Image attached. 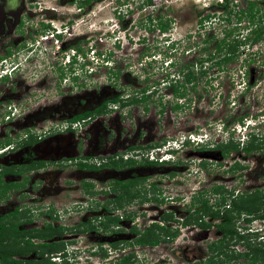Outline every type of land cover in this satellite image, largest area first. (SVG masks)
<instances>
[{"label": "rangeland", "instance_id": "1", "mask_svg": "<svg viewBox=\"0 0 264 264\" xmlns=\"http://www.w3.org/2000/svg\"><path fill=\"white\" fill-rule=\"evenodd\" d=\"M215 1L219 0H22L23 12L27 6L30 8L28 24L32 23L39 33L33 36L35 41L28 42L27 46L31 48V53L26 54L25 50L21 49L22 43L19 40L23 34L12 38L9 36L10 33L4 32L6 37L9 36L4 40L7 43L11 40L10 43L16 47V56L20 61L17 66L18 80L13 82L12 88L9 90L12 80L7 87L5 84L0 85L2 90L0 93L2 103L0 105V138L5 133L13 138L11 142L13 148H7L0 154V164L7 166L21 162L20 158L23 157L22 160H24L26 154L45 160L47 164L43 168L27 174L24 190L29 189L35 192L37 188L35 186L45 187H42V192L37 195L35 202L37 204L57 201L59 206H64L72 205L73 200L85 201L87 206L91 207L90 210H94L92 216L97 222L103 220L108 213L101 212L100 205L95 204V207L94 202L90 204L89 190L79 184L84 179L87 182L95 180L93 184L99 187L110 178L125 177L103 169L86 177L73 165H61L63 162L60 156L72 154V146L74 147V138L71 134H66L64 129L69 127V130H73L75 124H70L66 119L78 111L95 105L101 96H112L115 91L122 89L121 87L125 90H136L143 84L141 77L144 75L157 79L174 78L178 75L175 70L182 63L190 61H196L191 65L194 72L205 70V73L200 74L194 81L193 90L200 94L199 102H194L196 96L193 97L189 108L184 107L177 112L164 108L163 112L159 113L153 101L159 95L169 96L165 94L167 85L160 81L152 88L155 94L145 112H142L140 106L133 105L134 107H127L126 110L129 109L127 114H122L120 109L111 114L113 117L111 116L109 123L112 129L109 136L116 137L114 146L119 144L114 149L136 143L141 137L140 135L139 138L135 137L136 130L141 133L140 127L149 132L157 125H159V136L166 132L165 129L171 128L178 134L176 137H182L183 134L190 132L189 139L195 137L200 139L201 143L212 144L228 139L224 144L232 143L236 146L235 149H229L224 153L223 156L226 157L223 161L225 165L223 171L218 166L219 158L209 161L207 167L209 169L206 171L199 170L196 166L198 157L213 158L216 155H211L213 151L210 149L193 148L194 144L189 142L187 147H184L186 152H180V156L187 153L193 161L188 162L187 169L183 168L184 170L181 171L177 168L174 171L177 181L163 189L162 195L158 197L154 190L151 193L147 191L144 198L135 199L129 203L126 198L119 200L122 207L118 209L121 214H123L122 209H126L130 215L128 221L121 223L122 227L139 219L136 216L143 212V217L146 219L143 220L144 225L148 224L150 219L155 220L162 216L167 220V226L162 232L169 234L174 230L177 231V235L172 240L159 236L160 240L155 246H145L144 260L138 259L139 262L134 264L152 262L155 264H198V262L210 264L212 260L217 261L212 252L216 248H221L220 260L228 258L229 264H239L244 261V258L236 256L238 253L245 252L247 246L251 249L257 246L264 249V245L260 243L264 242V206L262 205L258 212L248 216L249 221L245 220L247 216L240 209L232 208V213H230L231 209L226 211L231 218L229 226L237 234L234 236L220 237L211 227L206 231L191 224L179 225V220L184 214L180 213L183 208L179 204L181 200H176L177 195L179 197L189 195L196 189L210 190L212 185L223 186V192L231 188L235 196L242 191L264 187V146L259 145L258 148H253L258 141L260 144L264 143V33L253 44L239 46L237 57L226 68L218 70L215 66L209 67L210 61H204V56L213 50L215 41L222 37L223 30L229 25L219 17L206 22L202 20L206 13H220L213 7L212 3ZM245 1L238 0L236 8L245 9ZM255 1L260 11L254 20L260 17L264 20V3H260L263 0ZM155 14H158L161 22L170 19V26L164 31H158L151 25L150 19L155 17ZM199 18L201 25L198 26ZM244 21L246 20L243 19L240 24H237L239 26V33L235 35L237 39L250 35L252 26ZM44 24H48L53 31L58 30L62 38L54 41V36H51L52 31L43 30ZM233 36H228L227 40H231ZM205 37L209 38L208 42L202 40ZM38 40H40L39 43H37ZM75 41L86 54L84 57L76 55V63H79L78 65L73 63L71 67L75 71L84 70L79 78L85 87L70 92L67 90L69 84L65 80L62 81L64 83L61 82L60 87L54 84H58L56 68L59 67L56 66L60 68L62 66L64 72L67 71L69 66L66 61L70 60L74 50L69 46ZM94 53L102 61H96ZM144 59L149 63L145 62L144 65L142 63ZM170 60L174 62L173 66L166 64ZM199 60H201L200 64ZM109 65L120 67L121 70L120 80L118 79L119 82L116 88L114 87L117 90L110 87L112 81L107 78L106 69ZM5 69L8 71L10 66ZM58 89L66 90L55 92ZM113 109L114 107L111 110ZM10 111H13L15 115L10 120H6L3 114ZM116 114L119 116L117 117ZM240 117L243 123L238 122ZM70 126L73 127L70 128ZM25 128L30 129L28 131L34 135L33 138L42 136L40 139L37 137L35 144L21 148L24 140L28 138L23 135ZM43 131L46 133L42 134ZM248 131L257 132L259 135L252 143V151L246 153L241 148L250 142ZM228 135H231V138ZM123 136L127 139L123 140ZM108 140L110 141V138ZM151 140L150 135L148 141ZM174 143L168 140L160 148L161 150L172 149L173 146H177ZM154 150L156 151V149H146L149 154H155ZM227 156H238L239 159L245 157L244 161H241L244 162L241 164L245 165L240 171L242 175L238 177L235 172L226 171L230 161V157ZM156 169L154 166H142L141 170H138L139 174L146 177L143 182L144 187L151 180L157 179L155 177L161 173V168L158 167V172ZM2 180H19V176L5 174ZM35 183L37 185L34 186ZM117 192L123 194L119 189ZM29 196L26 194L23 197L22 193L13 191L9 194L7 201L0 200V208H5L6 204H8L7 208L14 205L26 206L30 202ZM160 197L163 200L159 203ZM185 199L188 198L185 197ZM93 200H97V203L101 202L102 196L98 195ZM49 211H51L50 214L54 213L52 210ZM166 213L171 216L169 220ZM29 214L35 217V214ZM18 215L21 218L28 214L21 211ZM50 219L55 221L56 218ZM24 225L19 226L21 228ZM96 233L98 234L96 241L109 240L106 236L108 233ZM124 234L123 236L113 235L112 240H120L124 236L131 239L127 233L124 232ZM3 239L2 236L0 242ZM6 240L11 243L12 238H6ZM10 245L13 247L12 244ZM119 245L118 243L117 247ZM54 262L58 263L55 260Z\"/></svg>", "mask_w": 264, "mask_h": 264}, {"label": "flooded vegetation", "instance_id": "2", "mask_svg": "<svg viewBox=\"0 0 264 264\" xmlns=\"http://www.w3.org/2000/svg\"><path fill=\"white\" fill-rule=\"evenodd\" d=\"M237 1L238 0H220L215 1L212 4L214 8L218 9V11H222L224 9L223 4L225 2L227 6H232ZM22 8V0H0V85L5 84L7 87L12 80L9 90L12 88L13 82L18 80L17 66L19 65L20 59L18 56H16L17 49L10 43L11 40H9L7 43L4 39L9 36L14 38L17 37V35L21 36L23 34L19 42L22 43L21 49L25 50V53L27 54L31 53V48L29 49V46H27L28 42L35 41L33 36L39 34L38 30H36L33 24H28L27 22V20L30 19L28 15H31L30 8L27 6V9L24 10V12ZM236 9L238 10V8ZM154 16L155 17L150 19L152 23L151 25L158 31H161L158 26V14H155ZM168 26H170V21L167 25V28ZM43 28H45L43 30L48 32L52 30L48 24H44ZM4 32L6 34L10 33V35L6 37ZM52 32L56 33L58 30H54ZM61 36L62 35H59L56 39L60 40L62 38ZM39 42L40 40L37 41V43ZM72 47H74L75 50L80 51V46L76 44V41L74 44H70L69 48ZM145 62L146 61L144 59L142 63L145 65L147 63ZM9 66L10 69L7 71L5 68ZM56 67H59L58 69L56 68V79L58 84H54V86L58 85L60 87L61 82L65 80V82L69 84V86H67V90L70 92H75L78 91V89L85 87V84L80 82V78L75 76L76 73L71 71L73 67H68L67 71L65 72L62 69V66L61 68L60 66ZM119 68L120 67H114L113 65L107 66L106 74H108L107 78L112 81V85L110 86L112 89H115V86L119 82L118 79L119 76H121V70ZM184 77L185 76L178 74L174 78L161 77L157 79L144 75L141 77L143 84L136 88V90H125L124 87H121L122 89L118 90L115 89L117 91H115L112 96H101L95 105L91 106L90 108H86L85 110L78 111L66 119V121H68L70 124H75L73 130H69V127L64 129L66 134H71V136L74 138V147L72 146V154L60 156V160L63 162L61 165H73L78 172L83 173V175L86 177L96 174L102 169L105 171L108 170L115 174H121L125 177L110 178L106 182H102L103 184L99 187H95L93 184L96 182L95 180H89L90 182H87L84 179L79 184L84 189L89 190L88 193L90 196V204L94 202V206L95 204L101 206V212L108 213L107 216L103 217V220L97 222V220L94 219L92 216L94 210L91 211V207H88L86 204L87 202L85 201L77 202L73 200V202H71L72 205L64 206H59L60 204L57 203V201L48 203L46 202V204L40 202L39 204L35 203L37 201L36 199L38 198L37 195L42 192L43 188L45 187L42 186V188L35 186L37 185V183H35L34 186L37 187L35 192L32 190L30 191L29 189L24 190L26 184L25 182L28 178L27 174L32 173L37 169H41L47 164L45 160H42L41 158L38 159L31 154H26V156H24V160H22L23 157L20 158L21 162L7 166L0 164V171L1 166L12 167L15 171L11 173H4L2 176L5 174L19 176V180L9 181L13 184L9 186L8 190L3 195H0V200L7 201L9 194L13 191L22 193L23 197L26 194L30 195L28 197L30 202L26 206L14 205L10 208H7L8 204H6L5 208H0V239L2 236L4 237L3 241L0 242V248H2L0 251V264H17L19 262L20 264H55L51 261L52 259H57V264H134L139 262L138 259L144 260V247L155 246L159 242L160 237L158 242L154 245H149L144 242H137L136 239L142 237L145 227H147L149 224H156L160 231V227H162V231H164L165 227L167 226V220L165 217L162 218V216L155 220L153 218H148L150 219V222L144 225L143 220L146 219L143 217L144 213L141 212L136 216L139 219H135L133 222H130V224L126 226L127 228L122 227L121 223L128 221V219H130V215L126 209H122L123 214H121V211L118 208L122 206L117 205L120 200L118 199V196L121 195V199L126 198L129 203L135 199L138 200L144 198L147 191H150L151 193L155 190L159 197L163 189L168 188L170 184H174V182L177 181V179L174 177V171L177 168L181 171L187 169L188 162L193 161L190 156H187V153H183L184 156H180V152H186L184 147H187V144L189 143H185L184 139L186 136H191V134H189V132L183 134L182 137H176L178 134H176L174 131L175 129L170 128V130L165 129L166 132H164L162 136H159V125L153 129L150 128L151 130L149 132L144 131L143 127H140L141 133L136 130L135 137L139 138V135L141 137L136 143H131L127 146H122V148L114 149V147L118 146L119 144L114 146L116 137L109 136L110 130L112 129L109 120L111 119V116L113 117L111 114L118 112V109H120L122 114H127L129 112V109L126 110L127 107H134L133 105H136V107L140 106L142 112H145L149 108V106H147L148 103L152 101V96L155 94V91L152 88H154V85L160 81L167 85L165 88V94L169 96L165 97L159 95L153 101V104L158 109L159 113L163 112L164 108L176 112L183 109L184 107L189 108L193 102L192 98L195 96L196 100H194V102L198 103L200 94L193 90L195 85L194 80H191L190 82H184ZM173 84H178L177 92H174ZM14 85L16 86L17 84L15 83ZM65 90L66 89H58L55 90V92ZM1 91L2 90L0 87V93ZM1 104L2 103L0 102V105ZM175 104H178V107L175 106ZM111 107H114V109L111 110ZM8 108L10 109V107ZM3 115L7 117L6 120H10L12 116L15 115V113L10 111V113L7 112V114L4 113ZM116 116L118 117L119 115L116 114ZM71 127L73 126H70V128ZM89 129H92L93 131ZM28 130L30 131L28 128L24 129L23 135L24 137L28 138L24 140L21 148H23V146L28 147L35 144V142H37L35 141L37 140V137L40 139L42 136L40 135L36 138H33L34 135L29 133ZM47 131L48 130H46V132ZM46 132L43 131L42 134ZM115 133H117V131ZM150 135L152 140L148 141ZM172 137L175 138V140L177 139V141L173 140ZM228 137L231 138V135H228ZM4 138H10V142L2 148L3 151L0 152V154L6 151L7 148H13L11 145L13 138L6 133L2 138H0V141L4 140ZM108 138H110V141ZM125 139H127V137L123 136V140ZM168 140L174 141V144L177 146H173L172 149L161 150L160 146L162 147L165 145L164 143ZM193 140H195L193 142V148L210 149L213 151L211 155H216V157L213 158L208 156L198 157L196 166L199 168V170L207 171L209 169L207 168L209 161H213L215 159L218 160L219 158L220 162H218V166L223 171L225 167L223 161L224 157H226L223 156L226 152L224 150V143L228 141V139L224 142H216L212 144L201 143L202 141L200 139L191 137L190 141ZM131 141H133L132 138ZM146 149H156V151L154 150L155 154H149ZM215 150L217 152H214ZM127 151L131 152L128 154L126 153ZM227 157H230V161H228V165L226 164V171L231 173L235 172L238 177L242 175V172L240 171H242V168L245 167V165L241 164L244 163L241 161H244L245 157H243V159H239L238 156ZM142 166H154L157 169L158 167L161 168V173L158 174V177H155L157 179L151 180L145 187L143 182L146 177L138 173V170H141ZM157 169L156 171L158 172ZM118 189L123 194H119L118 192L116 193ZM209 189L210 190L196 189L190 192L189 195L186 194L181 197L177 195L176 200H181V203L179 204L183 208V210H180V213L184 214L179 220V225L186 226L187 224H191L194 225V227L206 231H208L211 227L219 234L220 237H224L225 235L234 236L235 232L229 226L231 218L228 222V230L225 228L227 222L226 215H229L226 214V211L231 209L230 213H232V207L227 206L222 201L223 194L232 193V195H234V190L230 188V190L223 192V186L221 185H212V187ZM128 192H132L133 195L128 194ZM249 192H252V190L242 191L240 194H248ZM98 195L102 196V201L97 203V200L93 199H95ZM185 197L188 199L186 200ZM162 200L163 199L160 197L158 202L160 203ZM94 206L92 205V208H94ZM49 210L54 211V213L50 214L51 211ZM21 211L27 212L28 215L21 218L18 217V213ZM29 213L35 214V217L33 218ZM243 213L247 216L245 220L249 221L250 217L248 216H252V212L245 213V211H243ZM166 215L168 216L169 220L171 217L170 214L166 213ZM51 217L56 218L55 221L51 220ZM38 218H40L39 221H36ZM20 224L25 225L20 228ZM96 232H100V234L108 233L106 236L109 240L105 242L96 241V236L98 235ZM124 232L127 233L131 239L124 236L120 238V240H112L113 235L123 236L125 235ZM173 232H176L174 236H169V234L164 232L159 234V236H164L166 239L172 240L177 235L176 230ZM238 237L241 238V236ZM6 238H12L11 243L9 240H6ZM118 243L120 245L117 247ZM10 244H12L13 247H11ZM13 248L16 249L13 250ZM220 249L221 248H216L214 251H212L215 257L217 256V258H220L219 256L221 255ZM101 251H103V253ZM216 252H218V254ZM1 254L7 255L4 258V260H6L5 262L1 261ZM149 264L155 263L152 262Z\"/></svg>", "mask_w": 264, "mask_h": 264}, {"label": "trees", "instance_id": "3", "mask_svg": "<svg viewBox=\"0 0 264 264\" xmlns=\"http://www.w3.org/2000/svg\"><path fill=\"white\" fill-rule=\"evenodd\" d=\"M246 8L245 9H236L235 6L237 7L238 2H235L232 6H227L226 2L223 4L224 9L220 11V13L215 14L214 12L210 14H205L202 18L204 22L209 21V20H214V18L219 17L220 20L225 22L226 24H229L226 26L227 29L223 30L222 37L219 38L218 40L215 41V44L213 46V50L210 53H207L204 56V61H210L209 67L215 66L218 70L224 69L227 67L228 64L232 63L235 58L237 57V48L242 45L246 44H253L256 40L261 38L262 34L264 33V20H261V17L254 20L258 12L260 11L259 8L256 7L257 1L255 0H246ZM219 4L218 2H216ZM222 3V2H221ZM220 3V5H221ZM260 3H264V0L261 1ZM244 21L247 23V25L251 24L250 28V35L242 37L240 39H237L235 37L236 34L239 33V26L237 24H240L241 21ZM170 19L162 21L159 20V29L161 31H164L167 28V25L169 23ZM198 25H201V19L199 18ZM234 35L231 40H227L228 36ZM212 37H210L211 39ZM204 42H208L209 38L205 37L202 39ZM79 50H81L79 48ZM213 58V61H212ZM74 60L72 59L71 62ZM199 64L201 63V60H199ZM149 63V62H147ZM196 61L194 62H186L182 63L176 70L175 72L177 74H181V76H185L184 82H190L191 80L196 81L198 79L197 77L200 74H204L205 70H200L198 72H194L193 69H191V65L195 64ZM71 64V63H70ZM169 66H173L174 62L171 60L168 61ZM70 66V65H69ZM182 84V83H181ZM180 84V85H181ZM178 85V84H177ZM177 85L173 84L174 87V92L178 91ZM194 88V87H193ZM181 97V96H179ZM190 99V98H189ZM175 106L178 107V104H175ZM243 117V116H242ZM242 117L238 119V122H242ZM250 139V142L246 144V146H242V150L245 151L246 153L252 151V143L256 139V137L259 135V133L255 132L253 133L252 131L248 133ZM10 142V138H4V140L0 141V148H3ZM253 148H258L259 145L264 146L263 144H260V141L256 142ZM224 150L228 151L229 149H235L236 146L233 145L232 143H228L224 145ZM14 169L12 167H4L1 166V171H0V195H3L11 186L13 183L11 182H3L1 179L2 174L4 173H11L13 172ZM15 172V171H14ZM128 184V183H127ZM133 195V194H131ZM135 196V195H134ZM118 199H121V195L118 196ZM222 201L227 205L231 206L232 208L240 209L242 211H245V213H256L260 209V205L264 206V187L261 189H253L252 192H249L248 194H239L237 196L232 195V193H225L223 194V199ZM118 206H120V203H117ZM230 220V217L226 215V230L228 226V222ZM161 232L157 227L156 224H149L147 227H145L142 237L136 239L137 242H144L149 245H154L158 242L159 240V234H162V227ZM2 229V227H1ZM158 232V233H157ZM176 232L169 233V236H174ZM262 245H264V242H260ZM264 249L260 247H255V248H248L245 250V252L238 253L236 257H242L244 258V261L240 262L239 264H264ZM218 254V252H216ZM7 255L1 254V261L5 262L4 258ZM217 261L212 260L210 264H229V259L226 258L225 260H220L217 258ZM223 261V263H222ZM17 264H20L17 263ZM198 264H201L198 262Z\"/></svg>", "mask_w": 264, "mask_h": 264}, {"label": "clouds", "instance_id": "4", "mask_svg": "<svg viewBox=\"0 0 264 264\" xmlns=\"http://www.w3.org/2000/svg\"><path fill=\"white\" fill-rule=\"evenodd\" d=\"M50 31H53V30H50ZM60 35V32L58 31V32H56V33H51V36H54V38H57L58 36ZM72 48H74V47H72ZM81 49V48H80ZM86 54V52H84L82 49L80 50V51H78V50H75V48H74V50H73V52H72V54H71V56H70V60H67L66 61V63L68 64V66L69 67H71V64H73V63H76V61H77V59H76V55H80L81 57H84V55ZM93 56H94V58H97L96 59V61H98V60H101V58L100 57H97V55L94 53L93 54ZM72 59L74 60L73 62H71L72 61ZM102 61V60H101ZM149 62V61H148ZM71 63V64H70ZM78 63L79 62H77L76 64L78 65ZM104 65H106V64H104ZM71 71H74L76 74H75V76H77V77H80V74H82L81 72H83L81 69L79 70V69H77L76 71L72 68L71 69ZM249 132H251V131H248L247 132V134L249 133ZM184 141H185V143H188V142H190V143H193L195 140H193V141H190V139H189V137H187V138H185L184 139ZM3 150H2V148H0V152H2ZM54 260L56 261L57 259H52L51 261L52 262H54ZM55 263V262H54ZM56 264V263H55Z\"/></svg>", "mask_w": 264, "mask_h": 264}, {"label": "built area", "instance_id": "5", "mask_svg": "<svg viewBox=\"0 0 264 264\" xmlns=\"http://www.w3.org/2000/svg\"><path fill=\"white\" fill-rule=\"evenodd\" d=\"M220 1V0H219ZM54 41H56V38H54ZM7 118V117H6Z\"/></svg>", "mask_w": 264, "mask_h": 264}]
</instances>
